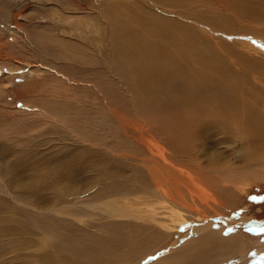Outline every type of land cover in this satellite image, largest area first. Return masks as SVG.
Instances as JSON below:
<instances>
[{
  "label": "bare ground",
  "instance_id": "bare-ground-1",
  "mask_svg": "<svg viewBox=\"0 0 264 264\" xmlns=\"http://www.w3.org/2000/svg\"><path fill=\"white\" fill-rule=\"evenodd\" d=\"M13 1L18 8H11ZM1 2L10 7L0 13H12L7 21L0 14V73L8 71L11 85L0 78V102H23L37 138L53 123L69 128V117L45 103L61 109L69 96L95 109L108 135L115 120L131 138L132 122L140 125L157 151L147 142L151 148L141 160L148 173L126 191L161 195L167 204L155 208L150 196L129 198L125 208L105 201L102 213L84 215L96 222L78 219L82 213L69 201L82 192L67 194L66 138L60 137L63 156L16 162L8 177L0 175V264H264V243L255 246L228 228L239 196L235 166L213 157L203 162L193 148L204 120L214 116L264 145V0ZM19 70L32 76L17 86ZM247 73L258 80L254 93L245 87ZM45 84L55 93L47 96ZM116 90L141 93L156 109L155 121L168 115L178 122L173 151L158 143L143 116L128 120L116 111ZM78 113L91 121L88 112ZM254 173L264 178V170ZM4 189H23L29 197L6 201ZM89 201L84 205L94 207ZM135 201L149 206L134 209Z\"/></svg>",
  "mask_w": 264,
  "mask_h": 264
},
{
  "label": "rangeland",
  "instance_id": "rangeland-1",
  "mask_svg": "<svg viewBox=\"0 0 264 264\" xmlns=\"http://www.w3.org/2000/svg\"><path fill=\"white\" fill-rule=\"evenodd\" d=\"M14 2L17 1H13V5L18 4H14ZM6 4L5 2L0 3V7L5 8V12L10 7ZM18 7L19 5H15L11 8ZM11 13V11L9 14L0 13L6 18L3 21H7L11 17ZM19 71V75L14 81L17 86L19 83H23V80H28L32 76L31 73L22 77V71ZM0 74V78H3L1 84L8 87L10 85L7 80L8 71L4 69ZM246 82V89H249L252 93L258 90V80L254 79L249 73L246 75ZM45 85L48 87L45 89L47 96L50 93H55V89L50 84ZM244 89L239 88V93H243ZM115 93L117 97H115V105L113 106L116 111L123 114L128 120H136L137 117L143 116L149 122V124L145 122L143 124L152 127L150 129L151 133H154L158 143L165 146L169 151H173L172 144L178 142V122L168 115H164L160 121H155L152 116L157 112L156 109L154 106L148 105L139 92L116 90ZM85 94H89V96L87 97ZM81 95L88 99L92 96L91 93L85 90H82ZM119 95H125L126 98ZM48 100L52 101V99ZM0 103H2L0 104V119H2L0 123V147L3 146L4 150L0 154V175L4 178L9 176L7 168L13 163L18 162L21 165H28L53 156L57 158L56 153H61L59 149L63 147L60 137H63L66 139L65 151H62V153L65 156L67 171L70 175L66 181L67 194L70 195L78 189L82 192L70 197L73 199L69 201V205L75 212L82 213L78 215V217L80 216L78 219L89 218L88 220L91 222H96L95 219L84 215H88V212H92L93 215L102 213V208L107 206L105 201H114L115 206L125 208L126 203H130L129 198L145 199L150 196V205L153 204L155 208L167 204L165 197L161 195H150L147 192L135 194L126 191L134 186L133 179L145 176L148 173L143 166L144 161L141 159L148 156L147 153H149L152 146L155 148L153 151H157L156 146L149 142L152 140L150 132L147 133L140 125L132 122L135 127L131 133L134 136L131 138L115 120L112 125L114 135H108L106 133L107 129H103L102 125H98L96 118L99 114H95L96 110L94 109L93 112L90 107L84 108L80 102L77 103L73 96H69L67 104L62 106L61 109H57L45 101L48 109L57 110L69 117L71 124L69 128L53 123V125H48V131L37 138L31 135V133H35L31 124L33 116L22 111L23 102L18 101V103L9 104L3 101ZM70 108H74L76 111L70 112ZM79 110L85 113L88 112V119L91 121L87 123L85 122L86 118H80ZM54 114L57 115L58 113L54 112ZM157 122H160L164 127L158 129ZM229 122L224 123L215 116L204 120L205 131L195 141L193 148L197 156L196 159L198 158L204 162L213 157L218 159L220 163H225L227 168L235 166L233 169L237 176L235 188H237L239 196H236L235 204L231 207L230 217L233 225L228 228H234L235 233H243L248 236V239L250 238V242L253 241L255 246H259L260 243H264V178L257 177L254 171L264 170V145L255 141L254 138L245 136L239 129H236L237 126L233 125L234 123ZM80 137L101 143L92 146V148L87 144L82 146L78 144L79 140L82 139ZM147 142L151 147H148ZM62 153L59 156H63ZM131 153H136L139 159H134ZM125 154L128 156H125ZM187 166V164H183L181 167L189 169L190 167ZM103 168L106 169V172ZM48 192L50 193V191ZM2 194L6 201H12L14 197L22 199L29 197L23 189H18L15 192H13V189L8 192L4 189ZM89 200L95 201L94 207L89 208L84 205ZM136 201L131 206L134 209L144 210L149 206Z\"/></svg>",
  "mask_w": 264,
  "mask_h": 264
},
{
  "label": "snow or ice",
  "instance_id": "snow-or-ice-1",
  "mask_svg": "<svg viewBox=\"0 0 264 264\" xmlns=\"http://www.w3.org/2000/svg\"><path fill=\"white\" fill-rule=\"evenodd\" d=\"M262 47H264V45H261Z\"/></svg>",
  "mask_w": 264,
  "mask_h": 264
}]
</instances>
